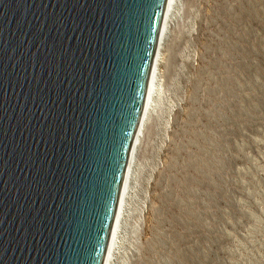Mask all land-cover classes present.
I'll return each mask as SVG.
<instances>
[{
  "label": "water",
  "instance_id": "1",
  "mask_svg": "<svg viewBox=\"0 0 264 264\" xmlns=\"http://www.w3.org/2000/svg\"><path fill=\"white\" fill-rule=\"evenodd\" d=\"M164 0H0V264H101Z\"/></svg>",
  "mask_w": 264,
  "mask_h": 264
},
{
  "label": "rangeland",
  "instance_id": "2",
  "mask_svg": "<svg viewBox=\"0 0 264 264\" xmlns=\"http://www.w3.org/2000/svg\"><path fill=\"white\" fill-rule=\"evenodd\" d=\"M180 4L113 264H264V0Z\"/></svg>",
  "mask_w": 264,
  "mask_h": 264
},
{
  "label": "bare ground",
  "instance_id": "3",
  "mask_svg": "<svg viewBox=\"0 0 264 264\" xmlns=\"http://www.w3.org/2000/svg\"><path fill=\"white\" fill-rule=\"evenodd\" d=\"M180 7H181L180 0H164V8H163L162 15L159 21L160 25H159L157 36H156V42H155L156 46L154 49L153 57L150 63L151 66H150L147 81H146L147 86L145 89L144 100L142 103L143 106H142L140 115L136 122V128L134 130V133L131 137V141L129 143V150H128V154H127L126 161L124 164L125 167L123 170L121 181L119 184L120 187H119L118 196L116 199L113 219L111 222L108 239L106 242L101 264H113L116 254L119 251V248L121 247L120 245H121L122 238L125 237V234H126L125 232H127L128 220L132 216V208L130 205L133 200V197L137 195V192H138L137 191V186H138L137 179H138V175L139 177L141 176L139 173L143 169L141 168L140 163H139V155L143 152V150L146 149L145 142H146V138L148 137L149 133L152 130L151 128L152 124H154L156 119L159 120L158 114L159 115L163 114L162 112L158 113L159 108H161L162 106L161 104H159V96H162V94L160 93L162 92L161 91V88H162L161 66H163L162 54H163V51L166 50L165 49L166 46H168L167 41L169 40L168 38H170L169 35H170L171 30L176 25L175 24L176 17L179 16L180 14V9H181ZM162 108L164 109V107ZM171 111H172L171 109H169L167 112L164 111L167 115V118L171 116ZM155 123L157 124V122ZM167 123L168 121L164 122V124L166 125ZM144 139H145V142H144ZM154 155L155 157L157 156L155 152H154ZM140 178L142 179V176ZM140 191H142L141 188H140ZM139 196L141 195L139 194ZM142 197L143 196H141V198ZM144 197L141 200L139 199L140 197L139 198L137 197L140 200L139 202L141 205V207L138 208V212L136 215L137 220L138 218L140 219L141 216L143 215V210H144V207L146 206ZM137 201H135L136 204H137Z\"/></svg>",
  "mask_w": 264,
  "mask_h": 264
}]
</instances>
